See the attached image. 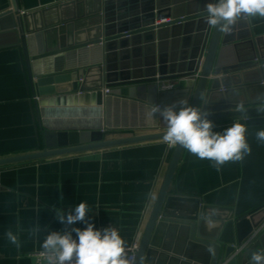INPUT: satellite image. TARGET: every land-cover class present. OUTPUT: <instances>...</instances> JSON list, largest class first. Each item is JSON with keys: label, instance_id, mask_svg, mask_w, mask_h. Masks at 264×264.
<instances>
[{"label": "water", "instance_id": "water-1", "mask_svg": "<svg viewBox=\"0 0 264 264\" xmlns=\"http://www.w3.org/2000/svg\"><path fill=\"white\" fill-rule=\"evenodd\" d=\"M209 2L213 0H69L27 12L19 0H11V7L0 13V40L20 48L43 138L40 150L0 157V167L162 139L166 124L159 114L155 127L161 130L116 138H106L103 126L57 129L47 105L70 92L98 93L107 117L125 111L131 102L151 107L183 98L210 112L214 122L246 124L251 152L241 160L235 206L196 200L193 211L176 213L175 202L192 198L169 192L184 150L174 147L134 264H249L251 254L264 249V232L242 247L264 219V143L256 137L264 129V114L256 110L264 95V38L255 36L250 21L243 19L230 34L210 27ZM166 18L171 20L156 23ZM168 81L178 87L163 88ZM240 104L245 113L238 110Z\"/></svg>", "mask_w": 264, "mask_h": 264}, {"label": "crops", "instance_id": "crops-1", "mask_svg": "<svg viewBox=\"0 0 264 264\" xmlns=\"http://www.w3.org/2000/svg\"><path fill=\"white\" fill-rule=\"evenodd\" d=\"M65 1L69 0L19 3L23 11L30 12ZM10 7L11 0H0V13ZM250 25L255 36L264 38V18H252ZM8 42L6 38L0 40V157L35 152L43 141L31 107L20 48ZM177 87L175 84L173 89ZM65 96L47 105L57 129L89 131L103 126L106 138L161 130L155 127L157 114L152 115L151 107L143 104L131 102L125 111H113L107 117L98 93L77 91ZM233 122L219 120L215 131L222 132ZM107 125L114 128L109 130ZM173 149L159 139L1 166L0 264H35L33 254L43 251L47 232L65 229L53 207L67 213L81 202L92 209L90 222L97 229L111 225L126 248L139 243ZM241 178V160L228 162L217 171L212 161L200 160L184 149L169 192L192 199L178 200L174 210L188 214L195 209L196 200L209 206L234 207ZM36 224L42 231L31 236L30 229ZM71 227L83 229L86 225L78 222ZM9 229L19 236V248L6 239ZM263 232L264 228L258 236Z\"/></svg>", "mask_w": 264, "mask_h": 264}, {"label": "clouds", "instance_id": "clouds-1", "mask_svg": "<svg viewBox=\"0 0 264 264\" xmlns=\"http://www.w3.org/2000/svg\"><path fill=\"white\" fill-rule=\"evenodd\" d=\"M205 11L206 23L210 27H219L223 33L230 34L241 19L264 18V0H213L207 3ZM258 101L256 110L264 114V95L258 97ZM238 110L246 112L243 104L238 106ZM151 114H159L166 124L162 136L165 144L180 146L200 160L212 161L217 171L226 163L240 161L251 152L245 123L233 122L222 132L215 131L211 113L190 106L186 99L164 106L152 104ZM256 137L264 143V129L258 130ZM53 209L56 219L65 225V229L47 232L41 245L43 251L34 257L35 264H134L135 258L127 255L125 241L117 229L111 225L97 229L90 222L92 209L86 203H79L74 211L67 213L59 207ZM78 222L86 227H71ZM41 231L40 225L36 224L29 234L37 236ZM5 236L13 245L20 247L19 236L11 229L5 232ZM249 264H264V249L253 252Z\"/></svg>", "mask_w": 264, "mask_h": 264}, {"label": "built area", "instance_id": "built-area-1", "mask_svg": "<svg viewBox=\"0 0 264 264\" xmlns=\"http://www.w3.org/2000/svg\"><path fill=\"white\" fill-rule=\"evenodd\" d=\"M171 20V18H166V19H163L161 22H169ZM160 23V22H159ZM158 24V23H157ZM174 83L171 82V81H168V82H164L162 87L165 88V89H173L174 88ZM109 91V89L105 88L103 89V92L104 93H107ZM264 228V220L258 225V227H256L253 232L248 236V238L244 241L242 247L244 246H248L257 236L258 234L260 233V231ZM241 247V248H242ZM138 248V242H135L133 243L131 246L127 247L126 248V252H127V255L129 257H134L135 258V251L137 250ZM239 250V249H238ZM42 251H38V252H35L33 254L34 257H38L39 253H41Z\"/></svg>", "mask_w": 264, "mask_h": 264}, {"label": "trees", "instance_id": "trees-1", "mask_svg": "<svg viewBox=\"0 0 264 264\" xmlns=\"http://www.w3.org/2000/svg\"><path fill=\"white\" fill-rule=\"evenodd\" d=\"M216 122H217V121H216ZM216 122H215V123H216Z\"/></svg>", "mask_w": 264, "mask_h": 264}]
</instances>
